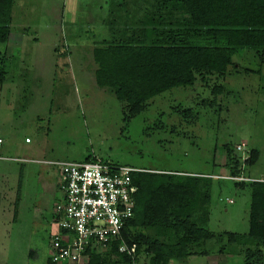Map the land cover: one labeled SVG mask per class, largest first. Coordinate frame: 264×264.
<instances>
[{"label": "rangeland", "instance_id": "374dc122", "mask_svg": "<svg viewBox=\"0 0 264 264\" xmlns=\"http://www.w3.org/2000/svg\"><path fill=\"white\" fill-rule=\"evenodd\" d=\"M112 2L14 0L10 36L17 45L0 44V157L10 159L0 160V264H31L39 242L49 252L50 224L63 198L57 167L23 159L95 157L121 167L224 177L230 160L240 157L244 177L264 180V57L240 51L225 80L172 89L129 119L125 103L96 80L94 48L119 28ZM216 86L223 94H215ZM242 144L246 150L237 151ZM252 150L259 158L248 166L243 157ZM212 180L209 215L199 224L215 235L247 233L250 189ZM198 251L171 264H245L244 250L215 237ZM145 260L142 255L139 264ZM254 262L264 264V255Z\"/></svg>", "mask_w": 264, "mask_h": 264}, {"label": "trees", "instance_id": "16d2710c", "mask_svg": "<svg viewBox=\"0 0 264 264\" xmlns=\"http://www.w3.org/2000/svg\"><path fill=\"white\" fill-rule=\"evenodd\" d=\"M13 4L14 0H0V44L7 43L11 34ZM111 4H117L119 28L109 41L94 48L96 80L125 103L129 119L143 114L153 99L172 89L193 88L212 77L225 80L237 68L235 56L240 51L260 53L261 61L264 57V0H113ZM4 76L0 66V84ZM214 92L221 95L224 87L216 86ZM179 110L186 119L192 118V111ZM227 154L231 159L232 150ZM258 158L259 152L252 150L245 163L252 166ZM241 160H230L229 175L242 174ZM141 170L132 174L138 188L135 212L122 235L129 248L136 245L134 257L119 252V241L111 251L93 253L90 264H139L142 255L147 264H171L198 255L201 245L213 237L244 250L245 264L263 258L264 180L234 182L251 192L249 231L224 236L199 224L209 215L216 175ZM20 176L22 180V171ZM35 248L31 264H54L42 242Z\"/></svg>", "mask_w": 264, "mask_h": 264}, {"label": "built area", "instance_id": "2783aa9c", "mask_svg": "<svg viewBox=\"0 0 264 264\" xmlns=\"http://www.w3.org/2000/svg\"><path fill=\"white\" fill-rule=\"evenodd\" d=\"M3 142L0 138V145ZM236 149L244 152L246 145ZM39 163L57 167L61 175L63 198L54 210L50 233L49 255L54 264H90L93 253L111 251L119 241V252L134 257L136 245L129 248L122 235L135 212L138 188L132 183V174L143 170L101 159ZM215 177L239 183L257 181L242 174Z\"/></svg>", "mask_w": 264, "mask_h": 264}, {"label": "crops", "instance_id": "0c3cea01", "mask_svg": "<svg viewBox=\"0 0 264 264\" xmlns=\"http://www.w3.org/2000/svg\"><path fill=\"white\" fill-rule=\"evenodd\" d=\"M10 35H11V34H10ZM11 41H12V42H11ZM10 42H11V43H10ZM7 43H10V45H11V44L17 45L16 42L13 43V37H12V36H9V39H8ZM5 44H6V43H5ZM3 144H4V142H3ZM3 144H2V145H3ZM26 144H32V142H30V143H26ZM24 160H25V159H24ZM26 160H30V162L33 161V163H38V164H40L39 162L44 161V160H31V159H26ZM226 201L229 202L228 199H227ZM233 204H235V201H234ZM51 225H52V224H50V233H51V230H52V226H51Z\"/></svg>", "mask_w": 264, "mask_h": 264}]
</instances>
